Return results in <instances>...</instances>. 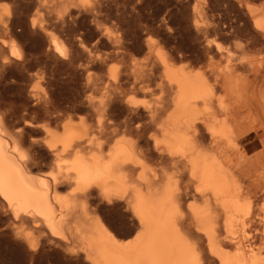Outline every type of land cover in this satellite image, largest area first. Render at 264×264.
Masks as SVG:
<instances>
[{"label": "bare ground", "instance_id": "1", "mask_svg": "<svg viewBox=\"0 0 264 264\" xmlns=\"http://www.w3.org/2000/svg\"><path fill=\"white\" fill-rule=\"evenodd\" d=\"M247 11L264 42V17ZM49 39L65 58L60 39L53 34ZM0 43L7 50L4 63L24 57L14 39ZM258 53L259 59L240 65L257 77L264 68V44ZM157 55L164 76L159 98L152 104L123 98L128 117L122 124H103L99 118L113 108L99 105L97 126L69 118L60 135L45 128L56 170L47 177L31 168L29 152L0 116V198L15 222L44 227L89 264H264L263 86L255 79L240 85L245 81L230 80L231 70L206 74L162 51ZM136 117L147 123L133 128ZM148 131L155 154L176 175L161 176L147 165L135 136ZM250 138L259 142L249 147ZM65 187L72 190L63 194ZM94 192L109 203L126 202L138 221L134 239L115 237L91 212ZM26 242L36 248L31 237Z\"/></svg>", "mask_w": 264, "mask_h": 264}, {"label": "rangeland", "instance_id": "2", "mask_svg": "<svg viewBox=\"0 0 264 264\" xmlns=\"http://www.w3.org/2000/svg\"><path fill=\"white\" fill-rule=\"evenodd\" d=\"M247 7L264 17V0H0V40L14 39L24 54L4 63L7 50L0 45V116L6 131L29 152L34 171L45 177L56 173L45 128L60 135L69 118H83L91 126L99 119L118 125L128 117L127 98L154 103L164 81L158 51L206 74L231 70L230 80L245 85L255 79L264 88V68L257 77L240 66L259 59L264 44ZM195 18L202 25H195ZM50 34L65 45V58L53 51ZM140 86L153 91L145 94ZM99 105L113 112L98 119ZM135 119L133 128L147 123ZM152 134L135 136L147 165L161 176L176 175L155 154L148 140ZM247 142L252 147L259 138ZM69 188L61 191L67 194ZM89 207L115 237L135 238L138 221L126 202L109 203L94 192ZM27 237L35 241L34 250ZM0 264L89 263L82 253L70 254L44 227L25 219L15 222L0 198Z\"/></svg>", "mask_w": 264, "mask_h": 264}]
</instances>
